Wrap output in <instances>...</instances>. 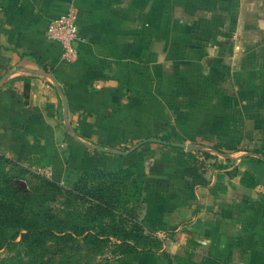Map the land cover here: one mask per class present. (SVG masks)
Returning <instances> with one entry per match:
<instances>
[{
	"label": "crops",
	"instance_id": "obj_1",
	"mask_svg": "<svg viewBox=\"0 0 264 264\" xmlns=\"http://www.w3.org/2000/svg\"><path fill=\"white\" fill-rule=\"evenodd\" d=\"M70 7L84 41L66 59L47 28ZM262 67L264 0H0V154L67 185L150 159L162 249L115 264H264V160L238 146L258 99L244 73ZM149 139L189 148L110 152Z\"/></svg>",
	"mask_w": 264,
	"mask_h": 264
},
{
	"label": "rangeland",
	"instance_id": "obj_2",
	"mask_svg": "<svg viewBox=\"0 0 264 264\" xmlns=\"http://www.w3.org/2000/svg\"><path fill=\"white\" fill-rule=\"evenodd\" d=\"M261 69L244 73V93L241 86L232 85L229 92L239 89L238 93L258 97L252 106L256 119L247 122L252 134L240 137L238 146L264 160V67ZM150 164L146 159L133 165L83 169L67 185L56 179L53 167L23 165L0 154V203L16 214L12 218L21 217L13 226L5 220L0 228L10 237L0 245V264H115L123 259L126 245H134L137 254L158 253L161 237L144 224ZM23 226L47 231L43 242L32 244L23 239L28 232Z\"/></svg>",
	"mask_w": 264,
	"mask_h": 264
},
{
	"label": "built area",
	"instance_id": "obj_3",
	"mask_svg": "<svg viewBox=\"0 0 264 264\" xmlns=\"http://www.w3.org/2000/svg\"><path fill=\"white\" fill-rule=\"evenodd\" d=\"M79 20L78 10L75 7H70L48 25L49 40L60 46L62 56L66 59L71 58L84 41L80 33Z\"/></svg>",
	"mask_w": 264,
	"mask_h": 264
},
{
	"label": "trees",
	"instance_id": "obj_4",
	"mask_svg": "<svg viewBox=\"0 0 264 264\" xmlns=\"http://www.w3.org/2000/svg\"><path fill=\"white\" fill-rule=\"evenodd\" d=\"M3 206H4V204L0 203V228H2L3 222H5V220L8 222V224L10 226H13V222L17 221L21 217H19L17 215V217L15 219L12 218L13 216H16V214H14V213L10 214L9 210L8 211H7V209L5 210ZM23 227H25V229L28 230V232L23 236V239H25L26 241L32 240V244H39V243L43 242L42 237H44V235L46 234L47 231L32 229L31 226H23ZM1 232L2 231L0 230V233ZM8 235H9L8 232H3L0 234V245H2L7 239L10 238V237L6 238V237H8ZM14 236H16V235L15 234L11 235V238H13ZM125 239H127V238H125ZM123 240H124V237H123ZM162 245H163V242L160 239L158 242V247L161 248ZM126 247H127L126 250H123L122 254L132 255V254L138 253L136 250V247L134 245L133 246L132 245H126Z\"/></svg>",
	"mask_w": 264,
	"mask_h": 264
},
{
	"label": "water",
	"instance_id": "obj_5",
	"mask_svg": "<svg viewBox=\"0 0 264 264\" xmlns=\"http://www.w3.org/2000/svg\"><path fill=\"white\" fill-rule=\"evenodd\" d=\"M148 142L160 143V144L175 146V147H179V148H189V146H187L186 144H182V143L167 142V141H163V140H160V139H149V140H147L145 142H141V143L137 144L136 146H134L128 152L118 151V150H112L110 152L113 153V154L127 155V154H130V153H133L135 150H137L138 148H140L143 144H146Z\"/></svg>",
	"mask_w": 264,
	"mask_h": 264
}]
</instances>
